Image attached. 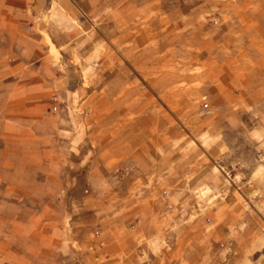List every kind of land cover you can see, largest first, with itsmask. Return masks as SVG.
I'll list each match as a JSON object with an SVG mask.
<instances>
[{
  "label": "rangeland",
  "instance_id": "rangeland-1",
  "mask_svg": "<svg viewBox=\"0 0 264 264\" xmlns=\"http://www.w3.org/2000/svg\"><path fill=\"white\" fill-rule=\"evenodd\" d=\"M3 1L15 34L2 26L0 129L24 114L44 133L78 128L69 160L82 180L98 161L104 196L178 193L163 203L198 235L189 248L182 239L183 258L264 264V0ZM144 139L150 183L127 185L139 169L123 142ZM11 148L0 151V264H15ZM172 164L173 187L159 180ZM80 219L87 227L91 212Z\"/></svg>",
  "mask_w": 264,
  "mask_h": 264
},
{
  "label": "crops",
  "instance_id": "crops-1",
  "mask_svg": "<svg viewBox=\"0 0 264 264\" xmlns=\"http://www.w3.org/2000/svg\"><path fill=\"white\" fill-rule=\"evenodd\" d=\"M4 4L0 0V8ZM19 4L13 0L10 6ZM4 24L13 25L15 34V18L0 15V39ZM31 119V115L24 114L23 120L27 122L22 126L6 132L0 129V151L7 150L10 144L11 150H15V264L228 263V259L180 255L182 239L188 240L189 248L198 235L193 222L180 223L178 208H168L163 203L166 198L174 205L178 193L166 191L164 198L151 191L137 195L130 187L124 192L114 188L104 196L100 183L105 184L106 180L97 178L98 161L90 165L88 180H82L79 171L84 166L69 160L81 146V131L63 126L44 133L31 126ZM124 141V157L135 158L134 162L127 161L128 167L139 169L137 178L129 168L124 183L149 184L146 139L143 143L140 140L139 148L132 141ZM154 159L158 161L156 156ZM164 166L166 174L159 180L173 187L178 183V175H174L178 168L173 164ZM117 182L113 177L109 184ZM87 183L90 190L84 192ZM73 185L80 187L72 188ZM103 199L109 200V204L102 205ZM85 211L91 212V219L84 228L80 216Z\"/></svg>",
  "mask_w": 264,
  "mask_h": 264
}]
</instances>
